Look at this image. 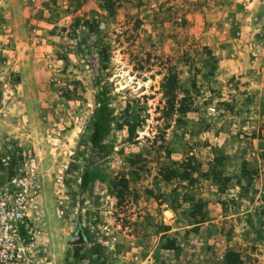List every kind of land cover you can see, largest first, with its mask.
<instances>
[{"label": "rangeland", "instance_id": "374dc122", "mask_svg": "<svg viewBox=\"0 0 264 264\" xmlns=\"http://www.w3.org/2000/svg\"><path fill=\"white\" fill-rule=\"evenodd\" d=\"M0 105L55 264H214L219 235L264 264V0H0Z\"/></svg>", "mask_w": 264, "mask_h": 264}, {"label": "built area", "instance_id": "2783aa9c", "mask_svg": "<svg viewBox=\"0 0 264 264\" xmlns=\"http://www.w3.org/2000/svg\"><path fill=\"white\" fill-rule=\"evenodd\" d=\"M2 90L13 95L8 82ZM5 106L0 105V264H55L48 234L41 221L43 181L34 154L17 152L18 172L4 180L12 163L10 146L4 145Z\"/></svg>", "mask_w": 264, "mask_h": 264}, {"label": "crops", "instance_id": "0c3cea01", "mask_svg": "<svg viewBox=\"0 0 264 264\" xmlns=\"http://www.w3.org/2000/svg\"><path fill=\"white\" fill-rule=\"evenodd\" d=\"M165 217L170 219L173 217L172 213L170 211H166L165 212ZM175 218V217H174ZM213 220H208L207 222H212ZM218 241L211 242V251L210 253H212V256H214V254L216 253V259L217 261L214 264H220L222 263V261L225 258V255H228V252H232L235 254L239 255V258L243 259V261L240 264H247V260L242 257V255L239 254V252L241 253L242 251L245 250V245L244 246H240L238 242H236L237 236H233L231 239H227L225 237H220L217 236L216 238ZM207 244H205L206 246ZM193 246H195L194 249H196L197 251H200L202 248V244H194ZM187 247V245H186ZM185 247L184 243H181L179 245V247L177 249H173V248H157V243L153 244L150 246L149 250H148V255H147V259L149 262L152 261L151 264H192L193 262H191V256L189 259V256L187 254V248ZM207 247V246H206ZM159 253H162L160 256L157 257V255H159ZM194 255V254H191ZM201 257H203L202 254H200ZM226 255V256H227ZM197 257V254L196 256ZM208 257V256H206Z\"/></svg>", "mask_w": 264, "mask_h": 264}, {"label": "trees", "instance_id": "16d2710c", "mask_svg": "<svg viewBox=\"0 0 264 264\" xmlns=\"http://www.w3.org/2000/svg\"><path fill=\"white\" fill-rule=\"evenodd\" d=\"M176 76L174 73L169 72L166 74L161 81V89L163 92V96L167 102L166 106L172 108V100L174 97Z\"/></svg>", "mask_w": 264, "mask_h": 264}, {"label": "water", "instance_id": "95a60500", "mask_svg": "<svg viewBox=\"0 0 264 264\" xmlns=\"http://www.w3.org/2000/svg\"><path fill=\"white\" fill-rule=\"evenodd\" d=\"M81 242H83V238H82V236L80 234H76L75 236H73L71 238V243L72 244H77V243H81Z\"/></svg>", "mask_w": 264, "mask_h": 264}]
</instances>
